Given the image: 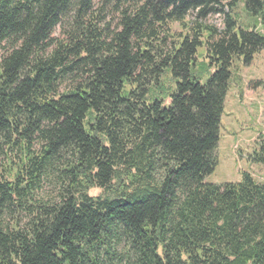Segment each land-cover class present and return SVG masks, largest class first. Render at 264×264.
Here are the masks:
<instances>
[{"label": "trees", "instance_id": "16d2710c", "mask_svg": "<svg viewBox=\"0 0 264 264\" xmlns=\"http://www.w3.org/2000/svg\"><path fill=\"white\" fill-rule=\"evenodd\" d=\"M210 1L0 0V264H264V184L205 182L264 34L197 23Z\"/></svg>", "mask_w": 264, "mask_h": 264}, {"label": "rangeland", "instance_id": "374dc122", "mask_svg": "<svg viewBox=\"0 0 264 264\" xmlns=\"http://www.w3.org/2000/svg\"><path fill=\"white\" fill-rule=\"evenodd\" d=\"M260 1L263 9L255 16L250 15L241 2L230 7V0H211L205 17L198 19L197 23L221 30L226 16L229 15L237 25L264 34V0ZM105 15L104 27H108L110 31L114 30L117 15L110 8L106 9ZM195 16L196 11L191 12L186 21L194 22ZM169 27L170 31L166 29L164 33H172L174 37L170 39L177 40L186 32L177 23H172ZM61 34L62 30L58 27L53 31L51 38L61 39ZM204 37L205 32L202 40ZM3 52V49L0 50V54ZM197 52L196 72L201 74V68L206 65L207 53L205 47L199 48ZM230 73L229 89L220 117L219 140L215 150L217 165L213 173L205 178V182L218 185L237 183L241 181V173L246 172L264 184V164H256L249 159L258 143L264 141V50L256 53L249 65H244L241 59H234ZM201 81H204V78ZM69 84V80L64 81L60 91L68 88ZM49 193L50 189L45 185L39 198ZM97 193V190L91 191L93 195Z\"/></svg>", "mask_w": 264, "mask_h": 264}]
</instances>
